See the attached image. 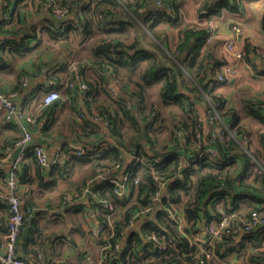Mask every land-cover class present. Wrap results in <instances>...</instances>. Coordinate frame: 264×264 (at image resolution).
I'll return each instance as SVG.
<instances>
[{
    "label": "trees",
    "instance_id": "obj_1",
    "mask_svg": "<svg viewBox=\"0 0 264 264\" xmlns=\"http://www.w3.org/2000/svg\"><path fill=\"white\" fill-rule=\"evenodd\" d=\"M9 1L13 4L10 25L4 29L5 25L0 20V32L6 34L9 40V47L3 49L0 55V69L8 57L16 59L28 56L35 64L43 54L38 49L34 50L40 42L32 45V41L26 39L17 28L29 18L25 14L27 7L31 4L33 10L36 8V0L30 3L28 0ZM54 1L73 7V0ZM46 2L41 0L39 8H44ZM161 2L163 6L145 19L140 18L141 14L138 13V9L146 5L144 0H87L82 2L71 23L64 28L52 22L49 17L44 21L43 28L50 33V40L54 42L66 39L72 33L81 34L82 41L98 37L92 45L91 63L99 75L96 82L82 80L81 73L77 74L78 63L72 64L69 81L66 83H84L86 88L67 86L68 93L72 94L68 97V103L61 97L52 105L44 107L37 118L35 137L39 143L53 145L51 138L55 133L61 135L69 131L73 137L72 142L82 141L79 144H90V148L86 149L84 155L71 154L64 163L49 165L40 164L33 152L28 153L16 171L18 188L35 181L46 188L56 186L59 179H70L75 168L79 167L82 171L87 169L81 178L84 182L81 184L82 181H78L77 185H73L74 190H65L61 198L68 204L65 198L70 192L81 193L89 188L90 183H97L94 190L96 196L93 195L90 208L106 229L100 242L103 249L101 264H197L204 258V253L191 245V236L202 230L203 224L214 217L221 218L220 208L227 214L244 210L242 219H247L253 212L264 213L263 208L257 207V204L264 205V195L259 193V188L264 189V161L261 156L264 152V131L258 135V148L255 149L250 140L247 149H243L238 136L247 132L239 125L238 115L230 111L234 117L230 126L232 132L228 133L224 141L215 140L210 135L206 141L204 129L201 141L198 140L199 114L196 101L190 94H199L198 88L208 91L212 70L221 68L223 63L209 52L211 44H208V27L184 28L176 48L165 49L155 29L167 21H179L180 13L178 5L171 0ZM241 3L242 0H203L200 16L209 17L223 7L237 12L241 10ZM129 13L138 16L146 31L153 35L155 40L149 44L153 49L139 48L138 38L131 44L124 43L130 35L132 24L135 30L139 28ZM118 15L129 17L132 23L119 19ZM261 24L264 31V14ZM258 50L251 45L247 46L249 62H252L250 53H255L261 61ZM261 64L264 65L263 62ZM261 74H264V67ZM30 76L29 68H24L17 74L13 88L1 83L0 86L20 94L27 86L23 83L24 79L29 81ZM111 80L123 85L116 98L112 97L108 89ZM155 85L159 86L158 102L148 99L150 89ZM183 89L189 90V93ZM215 90L208 91V101L209 104L222 101L219 112L223 121L225 100L217 96ZM28 100L25 99V102ZM244 104L247 113L264 125V102L256 104L247 101ZM173 106H177L182 114L173 115L170 137L162 140V134L168 131V122L163 112ZM63 111L62 116L58 114ZM100 123H103L104 130L113 140L106 147L97 139L101 133ZM12 126L15 125L5 123L4 117L0 115V136L3 129ZM20 138L21 132L17 129L15 135L0 138V183L9 171L1 165V161ZM204 141L217 150L220 157L218 162L195 159L198 145L200 143L204 148ZM62 145L68 153L70 142ZM246 150L261 158L259 165H252L251 156ZM7 161L11 164V160ZM106 172L108 174L105 178H101L100 175ZM124 174L130 175L128 191L119 194L111 179H118ZM158 179L166 182V189L160 194L159 200H154L159 190ZM87 180H91L89 184ZM103 199L110 201L114 210L105 207ZM25 200L28 203L31 201L26 196ZM0 207L6 208L1 203ZM147 207L151 208L147 221L141 225L140 230L129 231L133 216ZM173 209L184 216L187 222L184 231H180L173 222L170 213ZM23 212L24 226H27L37 211L32 210V206L24 208L23 205ZM110 215H113L111 223L108 219ZM242 225L244 222L234 219L224 233V240L215 243L211 250L226 262L234 255L246 264H264V225L245 233L239 239ZM32 226L24 241L17 242V250L26 256L32 253L36 263L41 256L42 261L52 264V260H46L41 252L44 250V230L37 223H32ZM1 228L0 236L9 231V223L8 226L3 224ZM152 235L159 238L165 236L166 248H156L150 239ZM121 242L125 244L119 252L115 248Z\"/></svg>",
    "mask_w": 264,
    "mask_h": 264
},
{
    "label": "crops",
    "instance_id": "obj_2",
    "mask_svg": "<svg viewBox=\"0 0 264 264\" xmlns=\"http://www.w3.org/2000/svg\"><path fill=\"white\" fill-rule=\"evenodd\" d=\"M28 1L30 3L33 0ZM85 1L87 0H77L78 7ZM144 1H146V5L138 9V13L140 12V18L142 19L149 17L150 13H154L156 8V0ZM171 1L178 5L180 16L179 21H167L156 27L155 30L159 32L163 40V46L165 49L174 50L180 40L181 31L184 28L198 29L209 27L210 24L216 27L217 37L211 42H208V44H211L209 52L222 61L223 64L221 67L228 64L236 66L235 72L228 77V80L214 91L217 96L225 100L224 116H222V119L227 126H232L231 124L234 117L230 111L235 112L239 117V125L243 128V131L249 134L253 147L255 149L258 148L260 146L258 135L261 131H264V125L257 118L247 113L244 103L247 101L256 104L264 102V74H261L264 65L261 64L260 58L255 53L249 54L252 56V62L247 60L246 55L247 46L249 45L264 50V31L261 24L264 14V0H242L240 11L235 12L223 7L209 17L200 16V4L203 0ZM229 1L233 2V0ZM31 6L30 4L25 10V14L28 15L29 18L26 21H22L21 25H18L17 28L25 35L26 39L29 38V40L32 41V45H36L40 42L36 45L37 48L35 47L34 50L38 49L37 51L43 54L40 56L39 60H36L35 64L28 56H22L16 59L8 57V60L6 58V64L0 69V83L6 87L13 88L17 81V74L22 69L29 68L31 76L27 87L31 89L32 95L26 96L25 88L24 91L19 94V96L23 97L21 103H24L25 99H29L33 107L39 106V102L43 95L51 89L52 85L50 81L52 80L56 81L55 87H57L61 93V99H66L64 102L68 103V97L70 95L72 96V94L68 93L65 85L66 82L69 81L70 72L72 71L70 66L74 60L79 62V66L77 65V74L79 72L81 73L80 77L82 80L87 79L92 82L98 80L99 74L91 63L93 58L92 45L94 40L98 37H95V39L92 37L89 40L82 41L81 34L72 33L68 38L54 42L50 40V33L43 28L45 19L47 17L51 19L50 15H48V12L44 10V8H39V12H35ZM129 14L134 19V24L136 23L139 28L135 30L132 24L130 35L124 40V43L131 44L138 38L139 43L137 44L139 48L153 49L149 46L151 41L155 40L153 35L146 31L142 20L138 16L133 13ZM118 18L131 22V19L127 16L124 18V16L118 15ZM149 23H151V21H149ZM33 25L36 26L34 27ZM145 33L147 35H145ZM98 34L100 33L96 35ZM39 38H42V41H39ZM229 39L234 40L237 46L242 49L244 53L243 60L237 61L226 53L225 43ZM41 47H44V49H40ZM218 69L220 68L212 70L211 79L214 78ZM188 86L190 87L192 85ZM157 87L159 86L155 85L151 87L149 100H151L153 91H156L157 96ZM198 90L199 94L195 92L190 95L194 101H196L198 112L205 115L209 106V99L202 95V88H198ZM183 91L189 93V90L183 89ZM174 107L179 114H182L177 106ZM64 112L65 111L58 112V114L62 116ZM100 124L101 133H99L97 139L102 142L106 141L109 145L113 140L104 130L105 127L103 123ZM12 127L5 130L3 129L0 138H8L15 135L17 128L16 126ZM204 133L206 134V131H204ZM71 136L69 131H65L61 133V135L55 133L51 138L53 145L44 142L43 144L49 151V157L54 158L56 154L60 153L62 155V163L67 161L69 154L63 150L62 144L69 142L71 144V140H73ZM78 139V141H81V138ZM36 141L38 140L36 139ZM74 142L77 144L82 143V141ZM261 156L264 161V152ZM1 163L6 169L10 168L9 161L2 160ZM67 180L69 179H59L56 186L47 188L38 185L37 181L28 186H20V188H18L21 196L23 193L24 208L32 206V210L37 211L33 215L36 217L33 223H37V225L44 230V250L41 252L46 260H52V264H101L103 260V249L100 242L102 241L103 234L97 235L93 233L99 223V218L90 208L93 194L88 197L87 192L75 202L68 204L64 203L61 196L65 189L68 186L72 188L73 185L78 184L74 181L75 183L66 185L65 182ZM88 181L89 180H87V184H89L91 180ZM83 182L84 179L80 183L82 184ZM91 186L92 183H90L89 187ZM0 187L5 189L1 183ZM259 193L263 196L264 189L259 188ZM25 196L31 200L30 203L25 200ZM257 207L264 209L263 204H257ZM242 211L244 212V210ZM145 221H147L146 218L139 219L135 229L140 230L141 225ZM3 224L8 226L7 207L3 209L0 207V234H2L1 227ZM21 236L18 240L19 242H22ZM19 252L23 253L21 250H19ZM32 255V253H30V256L23 254V257L34 263L35 257ZM220 258L222 257H219L217 262H225Z\"/></svg>",
    "mask_w": 264,
    "mask_h": 264
},
{
    "label": "built area",
    "instance_id": "obj_3",
    "mask_svg": "<svg viewBox=\"0 0 264 264\" xmlns=\"http://www.w3.org/2000/svg\"><path fill=\"white\" fill-rule=\"evenodd\" d=\"M36 9H39L41 5V0H36L35 2ZM161 0H156V8L158 10L162 7ZM13 10V4L9 0H0V20L5 25L4 29L10 25L9 20L11 19V13ZM44 10H46L50 16H53L58 19H62L71 15L72 8L70 6L60 5L56 3L54 0H47ZM168 11L171 12V8H168ZM72 20V19H71ZM71 20H67L62 24V28L66 27L71 23ZM210 24V23H209ZM209 36L208 41H212L217 37L216 27L213 24H210L209 27ZM9 47V40L6 34L0 32V55L3 53V49H7ZM225 50L231 57L238 60L244 59V53L241 48L237 46L234 40L229 39L225 43ZM258 53L261 55V61L264 63V51L258 50ZM235 65L228 64L222 66L215 73L214 78L209 81L208 91L218 88L220 85L224 84L228 77L231 76L235 72ZM28 79H24V85H28ZM51 89L43 95L41 104L37 107H33L31 101L28 100L20 105L16 102V97L19 96V93L13 91L11 89H7L5 87L0 86V115L4 117L5 123L15 125L16 128L21 132V138L17 140L14 144L12 151L8 152L5 157L2 159L3 161L11 159V164L9 165L8 174L3 178L1 184L5 187V189L0 187V203L4 204L8 210V223H9V231L0 236V264H51L42 261V257L39 256V259L36 262H31L26 260L21 256L20 252L17 250V242L22 234L24 229V212H23V198L18 191V179L16 175V171L20 167V163L25 159L28 153L33 152L40 164L49 165L51 163H62V155L56 154L54 158L49 157V151L43 143H39L36 141L35 137V126L37 124V118L42 113V110L46 106L52 105L55 101L61 98V93L54 86L56 85V81L52 80ZM78 86L81 89H85L86 85L84 83H66V87L70 86ZM27 87V86H26ZM123 87L121 82L116 80H111L108 84V89L112 95V97L116 98L120 95V89ZM208 91L203 90V96L206 98L209 97ZM210 108L207 109L205 115H202L198 112V125H197V138L201 141L203 136L202 129L206 131L205 137L210 135L213 139H219L220 141H224L232 130L230 126H227L220 117L219 108L222 105V101H217L216 103H210ZM208 128V132H207ZM204 137V139H205ZM207 141V138L205 139ZM206 141H204L206 143ZM238 141L243 149H247L250 144V137L247 133L241 134L238 136ZM208 143H211L208 141ZM104 147L108 144L106 141L101 143ZM90 148V144H77L76 142H72L69 145L68 154L69 155H84L86 154V149ZM251 156L252 165H259L260 159L255 157L253 154L246 150ZM219 155L217 150L211 144H205L203 148L199 143L197 153L195 159H200L201 161L207 162H218ZM118 167V166H117ZM108 172L101 174V178H105ZM129 174L120 175L118 179L112 178L111 181L117 186V191L119 194L126 193L127 189V181ZM139 180V179H137ZM158 192L154 196V200L160 199V194L162 191L166 189V182L162 179H158ZM90 187L84 189L81 193L79 192H70L66 196L67 203H72L79 200L85 193H89ZM87 193V194H88ZM93 195L96 196V193L93 192ZM105 207H109L114 210V205L106 200H102ZM151 208L147 207L136 213L130 221L128 226L129 231L135 229L137 221L139 219L148 218L147 216L150 214ZM220 212L222 214L221 218L214 217L207 223L203 224L202 230L197 231L194 235L191 236V245L196 246L202 253H204V258L197 262V264H246L243 261L237 259L236 256L232 257L228 262H217L218 257L213 253L211 247L215 245L217 242L223 241L224 233L231 226L234 219H238L244 222V225L240 228L239 239L245 234L252 230L259 228L264 225V213L253 212L250 217L247 219H242L241 215H244V212H236L234 214H227L222 208H220ZM171 217L174 223L178 225L180 231H184L187 226V222L183 215L177 210H171ZM113 215L109 216V222L111 223ZM106 231L105 226L103 224L98 223L96 229L93 233L97 235H102ZM237 232V230H235ZM238 235V232H237ZM150 239L154 241V245L158 249L166 248V237L162 236L159 238L156 235L150 236ZM124 242L116 245V250L121 252L123 250Z\"/></svg>",
    "mask_w": 264,
    "mask_h": 264
},
{
    "label": "rangeland",
    "instance_id": "obj_4",
    "mask_svg": "<svg viewBox=\"0 0 264 264\" xmlns=\"http://www.w3.org/2000/svg\"><path fill=\"white\" fill-rule=\"evenodd\" d=\"M40 49H44V47H41ZM77 63L79 64V62L75 61V60L72 62V64H74V65H76ZM151 101H154V102H158L159 101L158 96H156V91H153V93L151 94ZM173 115H178V112H177V110L175 109L174 106L173 107H168L163 112V117H164L165 121L168 122L166 124V126H168V129H167L168 131H167V134H165V133L162 134V140L168 139L170 137L169 136L170 129H171L170 125L172 124ZM259 159H261V158H259ZM86 170L87 169L82 171L81 168H79V167L75 168L72 177L69 180H67L65 182V184L66 185L73 184V183H75L74 181H76V183H77L84 176ZM74 189H75V187L71 188L70 186H68L65 190L66 191H70V190H74Z\"/></svg>",
    "mask_w": 264,
    "mask_h": 264
},
{
    "label": "water",
    "instance_id": "obj_5",
    "mask_svg": "<svg viewBox=\"0 0 264 264\" xmlns=\"http://www.w3.org/2000/svg\"><path fill=\"white\" fill-rule=\"evenodd\" d=\"M72 4L74 5L73 6V8H72V12H71V15L70 16H68V17H65V18H62V19H58V18H55V17H53V16H51V20L54 22V23H56V24H62V23H64L65 21H67V20H71V19H73V17L75 16V14H76V11H77V7H78V5H77V0H73L72 1ZM25 95L26 96H31L32 94V92H31V89L29 88V87H26V89H25ZM16 101L18 102V105H20L21 104V102L23 101V97H21V96H18V97H16ZM97 186V183H93L92 184V186L90 187V191H89V193L87 194V196L89 197V196H91L92 194H93V192H94V190H95V187ZM35 216H32L31 218H30V224H28L27 226H25L24 227V229H23V234H22V236H21V241H23L28 235H29V233H30V231H31V229H32V223H33V221L35 220ZM147 219V218H146ZM21 254V256H23V253H20Z\"/></svg>",
    "mask_w": 264,
    "mask_h": 264
},
{
    "label": "clouds",
    "instance_id": "obj_6",
    "mask_svg": "<svg viewBox=\"0 0 264 264\" xmlns=\"http://www.w3.org/2000/svg\"><path fill=\"white\" fill-rule=\"evenodd\" d=\"M148 219V218H147Z\"/></svg>",
    "mask_w": 264,
    "mask_h": 264
}]
</instances>
